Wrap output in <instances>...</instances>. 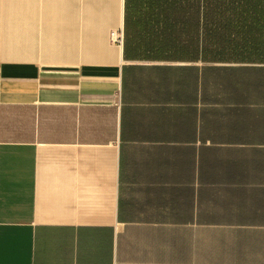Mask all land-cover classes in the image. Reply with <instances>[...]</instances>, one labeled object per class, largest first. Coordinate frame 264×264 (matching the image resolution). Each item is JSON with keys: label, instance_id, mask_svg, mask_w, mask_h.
<instances>
[{"label": "crops", "instance_id": "0c3cea01", "mask_svg": "<svg viewBox=\"0 0 264 264\" xmlns=\"http://www.w3.org/2000/svg\"><path fill=\"white\" fill-rule=\"evenodd\" d=\"M125 0H0V264H264V64L124 58Z\"/></svg>", "mask_w": 264, "mask_h": 264}, {"label": "trees", "instance_id": "16d2710c", "mask_svg": "<svg viewBox=\"0 0 264 264\" xmlns=\"http://www.w3.org/2000/svg\"><path fill=\"white\" fill-rule=\"evenodd\" d=\"M124 58L264 64V0H125Z\"/></svg>", "mask_w": 264, "mask_h": 264}, {"label": "built area", "instance_id": "2783aa9c", "mask_svg": "<svg viewBox=\"0 0 264 264\" xmlns=\"http://www.w3.org/2000/svg\"><path fill=\"white\" fill-rule=\"evenodd\" d=\"M113 39H114L116 42H118V43H122L123 40H124V35H123V33H118V34L114 33V34H113Z\"/></svg>", "mask_w": 264, "mask_h": 264}]
</instances>
